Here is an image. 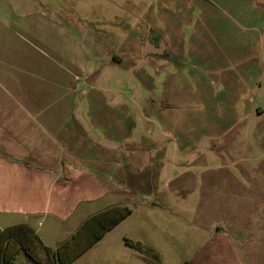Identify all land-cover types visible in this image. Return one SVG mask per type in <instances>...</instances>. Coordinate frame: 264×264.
<instances>
[{
    "label": "crops",
    "instance_id": "0c3cea01",
    "mask_svg": "<svg viewBox=\"0 0 264 264\" xmlns=\"http://www.w3.org/2000/svg\"><path fill=\"white\" fill-rule=\"evenodd\" d=\"M253 11L247 0H0V230L25 224L54 248L126 206L70 264H161L152 255L171 240L189 250L180 264H264ZM150 38L164 57L145 54Z\"/></svg>",
    "mask_w": 264,
    "mask_h": 264
},
{
    "label": "trees",
    "instance_id": "16d2710c",
    "mask_svg": "<svg viewBox=\"0 0 264 264\" xmlns=\"http://www.w3.org/2000/svg\"><path fill=\"white\" fill-rule=\"evenodd\" d=\"M130 212L126 206H115L99 212L84 221L70 238L54 248L43 245L33 230L25 224L0 230V264H19L16 260L19 254L26 257L28 264H70ZM124 242L139 253L147 252L141 243L128 239Z\"/></svg>",
    "mask_w": 264,
    "mask_h": 264
},
{
    "label": "rangeland",
    "instance_id": "374dc122",
    "mask_svg": "<svg viewBox=\"0 0 264 264\" xmlns=\"http://www.w3.org/2000/svg\"><path fill=\"white\" fill-rule=\"evenodd\" d=\"M155 0H115L116 3H126V4H142L143 6H151L154 3ZM242 1V0H237ZM248 4L252 5L254 11L251 17L258 18L260 21L257 25L258 29H261V32L264 34V13L262 14L263 9H261L264 0H247ZM259 10V11H258ZM259 32H256L254 35L256 36ZM163 246V245H162ZM161 245H158V254L160 257H157L158 255H152V259L155 262L161 263V264H180V262L183 260L185 255L189 253V250L186 251L183 248V245L177 243L175 240L169 241V245H165L162 247ZM101 252V251H100ZM17 262L19 264H28L26 257L21 254L17 258Z\"/></svg>",
    "mask_w": 264,
    "mask_h": 264
},
{
    "label": "water",
    "instance_id": "95a60500",
    "mask_svg": "<svg viewBox=\"0 0 264 264\" xmlns=\"http://www.w3.org/2000/svg\"><path fill=\"white\" fill-rule=\"evenodd\" d=\"M145 54L164 57L166 55V46L163 41L159 40L155 43V41L150 38L146 45Z\"/></svg>",
    "mask_w": 264,
    "mask_h": 264
}]
</instances>
